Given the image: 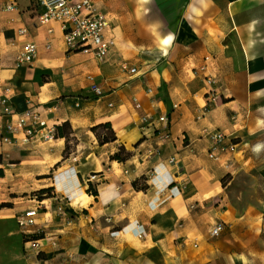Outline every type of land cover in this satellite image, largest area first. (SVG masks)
Here are the masks:
<instances>
[{
    "label": "crops",
    "instance_id": "crops-1",
    "mask_svg": "<svg viewBox=\"0 0 264 264\" xmlns=\"http://www.w3.org/2000/svg\"><path fill=\"white\" fill-rule=\"evenodd\" d=\"M12 1L17 8L7 9ZM92 1L121 24L111 23L117 37L104 62L68 52L58 23L41 24L32 0H0V93L11 86L19 111L36 105L48 124H69L68 140L24 142L19 134L5 143L8 119L0 116V178L22 182L23 193H56L37 216L34 229L47 236L36 250L26 247L18 218L34 199L0 208L20 263L62 264L75 256L62 248L72 241L113 259L158 247L175 264H264V0ZM27 41L38 55L17 67ZM123 48L137 73L116 62ZM89 74L103 96L90 90ZM57 99L58 108L45 109ZM144 114L153 120L142 127ZM101 122L112 124L115 140L99 143L91 128ZM215 130L233 147L210 157ZM121 148L128 158L113 159ZM83 193L87 201L74 204ZM59 203L69 216L55 210ZM217 222L224 230L214 237Z\"/></svg>",
    "mask_w": 264,
    "mask_h": 264
},
{
    "label": "built area",
    "instance_id": "built-area-1",
    "mask_svg": "<svg viewBox=\"0 0 264 264\" xmlns=\"http://www.w3.org/2000/svg\"><path fill=\"white\" fill-rule=\"evenodd\" d=\"M32 6L36 12L37 19L41 24L48 25L51 22H57L61 31L62 37L67 45L68 52H81L91 54L99 62L107 60L113 45V29L111 19L107 13L98 10L96 4L92 0H32ZM7 9H16L14 1L9 2ZM50 33L54 32V28L49 27ZM21 33H25V28H21ZM47 48H50L47 45ZM38 55V48L32 41H27L23 44L17 58L16 66H33V63ZM119 66L122 70L129 71L132 74L137 73V68L127 61H120ZM91 81L90 90L97 97L105 94L102 86L95 82L93 74L88 75ZM13 91L11 86H7L4 92L0 93V116L7 117L4 132L1 140L5 143H10L18 140V135L23 134L24 142L40 136L44 140H53L56 137V126L48 124L43 116V110L39 106L33 105L27 110L19 111L12 101ZM110 105H112L110 103ZM60 106V100H54L51 105L45 107L46 110H54ZM136 107H141L140 102H136ZM159 121H167L166 115L158 117ZM153 117L149 114H144L140 117L141 126L151 123ZM210 137L215 142V145L209 151L210 157H217L219 150H224L233 147L230 145H222L226 134L220 130L211 132ZM170 162L175 161V157L169 158ZM96 175L92 174L90 178ZM54 197V196H53ZM36 205L21 212L18 216L19 223L23 233L27 237L25 240L26 247L30 249H39L41 238L33 236L41 235L39 230H35L33 226L36 224L37 216L39 215L45 199L40 200L38 196L34 197ZM62 215L68 216L64 205H58ZM182 226V224H179ZM224 230V224L217 222L210 229V234L214 237L219 236ZM140 237L143 234H139ZM45 237V236H43Z\"/></svg>",
    "mask_w": 264,
    "mask_h": 264
},
{
    "label": "rangeland",
    "instance_id": "rangeland-1",
    "mask_svg": "<svg viewBox=\"0 0 264 264\" xmlns=\"http://www.w3.org/2000/svg\"><path fill=\"white\" fill-rule=\"evenodd\" d=\"M156 5L159 6L158 3H156ZM98 10L103 13H107L100 9ZM108 16L111 19V16L109 14ZM114 22L115 20L111 19V23H114ZM114 26L115 28L118 26L119 27L118 30H120L121 24L118 21L117 24L114 23ZM114 26L112 25V28H114ZM116 37H117L116 32H115V35L113 32V39L115 41H116ZM114 46L115 44L113 45V48ZM130 52H131L130 49L123 48L122 53L120 55L114 56V58L118 57L116 62L117 63H120V61L128 62L130 59L129 57ZM11 160H14V158H11ZM10 188H13V189H10ZM23 188L24 187H23L22 182L15 183V180H12L10 178H0V204L2 202H9V200L13 199L14 197H24L23 202H25L26 200L34 199V197L37 196V194L39 193V191L32 192V193H26V192L23 193L22 192ZM18 201H22V200H18ZM64 201L66 200L64 199ZM32 204H33L32 207L36 205V201L34 200ZM59 204H63V203H59ZM59 204L55 206V210L57 211H59L58 209ZM47 208L52 209L51 204H49L48 202H44L40 212L44 211ZM64 208L67 212L69 211L68 207H64ZM35 230H39V229H35ZM39 231L42 236H45V237L47 236L45 235L44 230L40 229ZM130 237L131 236L128 235L126 238H130ZM23 239L27 240V237L25 236L24 233H23ZM54 239L55 238H53V240ZM130 243H133L136 246L137 245L140 246V242L138 239L135 242L131 241L130 239ZM88 246H89V243H88ZM19 248L20 247L15 237L14 228L11 225H8V226L0 225V264H21L20 258L18 255ZM62 248L68 249L70 251H74V255H75L74 257H69V258L64 256L62 264H175L174 259H176L174 257V254H170L167 257H165L164 253L158 247L149 249L144 252H138V253L127 252V254H124L123 252L125 250H123V252H121L119 256L116 257L115 259L110 258V256L108 257H105L103 255L99 256L98 254H96V250H93L90 247L84 248L83 246H81V242L67 241L62 244Z\"/></svg>",
    "mask_w": 264,
    "mask_h": 264
},
{
    "label": "trees",
    "instance_id": "trees-1",
    "mask_svg": "<svg viewBox=\"0 0 264 264\" xmlns=\"http://www.w3.org/2000/svg\"><path fill=\"white\" fill-rule=\"evenodd\" d=\"M68 122H64L61 125H56V137H65L66 140L69 139V134L66 132V128L69 124H67ZM92 131L95 133L98 141L100 144H104L106 142H110L113 141L117 138L116 132L114 130V128L112 127V124L110 122H101L98 123L94 126H92ZM69 149H68V145L66 146V148L64 149V156L66 157V155L68 154ZM129 153L127 152L125 155L122 154V148L119 152L115 153L112 158L113 159H117L119 161H124L128 158ZM0 175H3V171L0 168ZM133 184L136 185V180L133 181ZM143 188H146L145 185L142 186ZM88 192L89 193H95L96 191L92 188V186H90L88 188ZM56 193L53 191L52 187H45V188H41L39 190V193L37 194L38 198L40 200L46 199V198H51L53 196H55ZM11 202H2L0 204V208L1 207H6V206H11ZM36 238H42V235H37V236H33ZM40 255V253H39Z\"/></svg>",
    "mask_w": 264,
    "mask_h": 264
},
{
    "label": "bare ground",
    "instance_id": "bare-ground-1",
    "mask_svg": "<svg viewBox=\"0 0 264 264\" xmlns=\"http://www.w3.org/2000/svg\"><path fill=\"white\" fill-rule=\"evenodd\" d=\"M170 38V39H169ZM173 38V35L172 34H168L165 38H164V41L165 40H168V43L172 40ZM168 43H165V44H168ZM88 199V195L86 193H83L81 196L77 197L74 201V204H84Z\"/></svg>",
    "mask_w": 264,
    "mask_h": 264
},
{
    "label": "snow or ice",
    "instance_id": "snow-or-ice-1",
    "mask_svg": "<svg viewBox=\"0 0 264 264\" xmlns=\"http://www.w3.org/2000/svg\"><path fill=\"white\" fill-rule=\"evenodd\" d=\"M169 39H170V38H169ZM164 42H165V43H168V40H165Z\"/></svg>",
    "mask_w": 264,
    "mask_h": 264
}]
</instances>
